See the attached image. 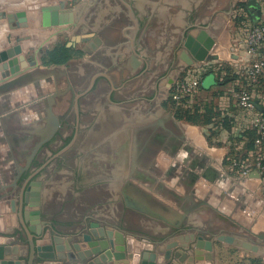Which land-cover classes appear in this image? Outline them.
I'll list each match as a JSON object with an SVG mask.
<instances>
[{
  "label": "crops",
  "instance_id": "1",
  "mask_svg": "<svg viewBox=\"0 0 264 264\" xmlns=\"http://www.w3.org/2000/svg\"><path fill=\"white\" fill-rule=\"evenodd\" d=\"M46 1L0 0V12L25 11L30 26L34 4L43 3L38 13L41 25L38 27L42 28L41 32L46 33L48 28L57 30L63 28L66 31L65 27L71 26L70 24L57 27L43 26L41 7L65 1V9H70L77 3L73 7H68L67 0H54L48 4ZM126 1L132 5L140 22L136 36L139 55L135 54L131 44H127L130 43L127 36L131 34L130 27L133 21L121 0L80 2L90 4L81 6V17L85 19L88 6L91 7L90 21H95L92 23L94 28L90 32L93 37L87 42L90 51H96L91 56L93 58L91 62L94 60L95 65H100L98 67L104 65L107 70H111V74L107 75L112 88L120 91L115 98L109 96V105L122 110L124 127L127 128L129 145L132 148L131 157L133 145L138 147L139 154L136 158L133 156L131 161L135 165L146 162V169L141 165L138 167L144 168L145 173L158 178V184L166 185L168 189H163L160 193V200L170 201L169 204L172 206L168 205L169 211L179 210L182 216L174 219H180L179 225L167 219L166 222L170 226L178 227L177 236L170 240L163 239L164 236L156 240L145 239L113 224L97 220L91 223L85 232H90L94 238H101L105 228L119 229L127 237L135 238V254L127 252L126 256H117L111 263L105 264H154L158 261V257L164 256L170 241L177 240L181 243L180 238L192 234L215 240L214 250L208 252L188 249L165 260V264H254L253 259H260L264 263V195L261 189H257L261 183V173L255 166L258 160L264 161V147L257 146L254 142L253 149L247 148L250 140L249 132L254 130L252 120L255 112L242 108L237 101V92H233L232 89L229 91L228 88L230 81L238 84L241 82L240 89L247 88L253 94L255 101L264 108V78L253 81L247 74V67L255 58H264V44L260 45L255 56L248 53L245 39L250 29L234 27V10L232 8L227 10L226 5L222 8L224 2L210 1L207 10L198 12L202 0ZM92 7H95V11ZM83 11L85 13L82 15ZM249 14L253 25L264 21V11L259 10L254 15L249 10ZM5 21L0 19V51L6 49L2 44L7 35L16 31ZM22 48L25 59H18L17 63H14V66L19 67L21 74H11L0 84L5 81L9 83L20 81L23 84L12 91L0 90V108L12 105L14 101L47 88L45 83L48 82L49 77L43 76L37 79L28 66L29 46ZM103 60L105 61L102 63ZM6 71L10 73L9 67ZM210 75L214 77L213 81H209L208 85L204 86L205 78ZM1 79L3 78L0 70ZM178 79L200 84V89L195 95L184 102H177L178 105L192 110L193 113L197 111L199 114H204L207 106L214 104L215 109L219 111L218 124H222L221 119L225 121L219 128L222 131L221 136L217 137L216 143L220 144L209 142L204 124L190 123L176 116L175 106L172 107L173 103L170 101V85ZM3 97L7 98L4 103ZM39 100L40 98L37 99ZM32 103L25 102L15 109L0 114V153L13 161L16 158L13 146L7 134L1 135L4 131L2 125L8 115L15 113L19 115L24 125H29L30 118H35L39 114L44 113L48 116L44 108L46 104L41 105V109L27 110ZM38 131L42 130L38 129ZM232 146L236 151L234 160L240 163L236 171L241 172L242 169L249 168L252 171L250 175L245 177L240 173L238 177H231L221 169ZM183 151L192 152L199 163L206 162L213 170V175L209 174L210 176L206 177L204 168L201 169L199 178L190 179L192 178L188 175L190 172L187 175L183 172L194 170L183 162L184 157L181 158ZM188 161L191 163L192 159ZM175 163L181 164V167L172 173L174 177L168 182L167 178L171 174L167 171ZM231 170L235 171L233 168ZM3 177L5 178L4 175ZM182 178L185 183L190 181V186L187 183L178 185ZM0 179H2L1 175ZM220 179L229 183L222 187L219 184ZM164 190L170 192L166 193ZM8 191L9 189H0V264L17 262L27 264L31 250L30 235L20 218L19 200L14 194L7 196ZM204 201L207 203L200 205ZM198 208L202 209L200 212H195ZM26 223L36 236L35 226L30 225L27 219ZM221 233L250 241L258 245L259 250L252 251L218 240L217 236ZM59 235L61 239H56L57 235H53L57 258L50 260L37 256L35 264H88L99 251L98 248H89L83 236ZM45 242L48 243L49 240L46 239ZM132 254L134 258L131 257ZM191 257H195V260H191Z\"/></svg>",
  "mask_w": 264,
  "mask_h": 264
},
{
  "label": "rangeland",
  "instance_id": "2",
  "mask_svg": "<svg viewBox=\"0 0 264 264\" xmlns=\"http://www.w3.org/2000/svg\"><path fill=\"white\" fill-rule=\"evenodd\" d=\"M50 1L54 0H47L46 3L48 4ZM82 1L84 0H67V6L73 7L74 4L80 3ZM210 1H219V3L224 2L223 5H220L222 8L226 5L227 10L229 8H232V10H234L233 25L235 23L234 27H240L241 29H250L253 26L248 10V4L251 1L257 3V7L252 10V13L254 15H256L259 10L260 12L264 11V0H202V4L199 5L198 12H201V10L204 9L207 10V4ZM42 4L43 3L34 4L33 11L31 12L32 19L28 28L16 27L15 24L10 25L8 23L9 27L11 29L13 27V30L16 31L7 35L2 45L4 48H6L4 50L11 51L17 54V57L13 59H19L20 57H23V59H25V55L22 54V51H24V49L22 50V47L29 46V51L27 54L29 70H33V73L37 77V79L42 78L43 76H48L50 80L53 79L57 81L55 84L49 82V84H47V88L53 84L58 86L56 91H50L49 97L53 99L54 96H50L51 93L56 94L52 107L56 103V105L54 106L55 110L63 113L65 110V108L63 107L65 105V102L63 100L59 102L58 94L61 93V89L63 90L66 88L67 81L70 78L76 79L75 76L77 75V73H81L85 66H88L90 68L92 66V68L95 69L96 67L100 66L95 65L94 60L93 62H91V60L93 59L91 56H93L96 51L91 52L87 44L83 42H76V44L74 43L71 45L68 44L71 41L73 35L90 33L89 31L94 28V25L92 23H95V21L93 22L90 20H84L82 23H80V25H71L65 27L66 31H64L63 28H61L60 30H57L55 28H48L46 29V33L43 34L40 30L42 29L40 27L41 25L39 24L40 19L38 20V13L40 12V5ZM86 8L84 9H86L87 15L90 16L91 7L87 6ZM5 22L8 21L6 20ZM38 25L40 26L38 27ZM39 30L40 33H38ZM62 45H65L69 48L67 51V60H65L64 63L60 64L50 62V58L48 55L49 50H54L55 47ZM99 53L100 52L98 51V54ZM31 60H36L37 63L33 66L29 65V62ZM104 61L105 60H103L102 63ZM90 78L91 76L89 77V80ZM213 79L214 77L212 75L206 77L204 80V86L208 85L209 81H213ZM230 82V84L228 85V88H230L229 91L233 90V92L238 93L240 87H242L240 85L241 82L240 84L233 81ZM22 84V82L14 84L11 90L17 89L18 86ZM86 88L87 87L84 85L79 87V92H84ZM105 94V92H101L99 96V94H96V92H94L89 96H85L81 99V104L85 106L82 107L84 110H86V104L88 105V101L91 98L94 101V109L92 111L93 114H86V112L84 116L81 114V116H83L81 122L84 126H87V128L83 127V131L80 134V139H78L74 144L72 142L68 150H66L65 153L59 157V159L57 158L53 162L50 161V164L39 168V170L35 172V177L30 183L29 189L26 190L24 212L26 219L29 221V224L34 225V228H36V239L41 238L45 234L47 229H50L52 231V235L68 234L72 236L77 235L79 237H82L87 227H89L91 223L95 222L96 220L113 224L118 228L125 229L129 233L139 235L145 239L148 238L151 240H156L161 239L164 236L165 238L163 239L170 240V238H173L178 234V231L176 230L178 229V227L170 226L167 223V219L169 221L179 222L178 220L180 219H174L181 218V212L179 210L171 209L169 211L168 207L172 206L171 204H169L170 201L166 199L165 201H167V203L160 200V193L163 191V189L168 188L165 184H158V178L143 171L146 162H142L140 164L138 163V165L136 164L135 166L131 167V161H129L127 166L129 167V169L131 167V169L135 172V176H129L127 182V186L131 189H115L113 187V189L109 188L107 179L105 177V172H100V168L96 166L97 163H101L102 168H105L107 159L106 155L108 153L106 151L107 145H103L104 147H98V143H100V141L102 140L103 142H105L106 134L113 133L115 134L114 138H116V132L118 128H121L122 125L119 121V126L114 127L113 132L112 130H109L107 132V130L104 128L103 124L105 120L103 109L105 108L106 102V97L104 96ZM6 99L7 98L3 97V103L6 102ZM170 101L172 102V100ZM110 107L108 109L111 110ZM211 108L215 113L211 115V121L208 124H205L204 128L206 135L212 138V142L215 144L216 142H218L217 137L221 136L222 131L219 128L225 121L224 119H221L222 124L219 125V111L215 109L214 104H211ZM56 114L58 115L57 112ZM75 115L76 114L73 112L70 117L71 121L73 122L76 118ZM18 116L19 115L15 113L6 117V120L9 123L7 125L12 130V133L16 140L19 139L18 137H25V134L20 132L26 131L25 126L19 128V126H21V122ZM38 116H40V114ZM68 131V134H63L66 135V138L64 137L66 139L65 142H63V140H61L60 138L59 140L51 142V146L54 147V150L52 152L58 151L70 141V139L72 138V132L70 130ZM89 135L90 138H93L88 142V144L85 143V145L83 144L79 147V145L84 142V137ZM24 142L22 143V146L23 148H26L27 142ZM16 143L18 144L17 148L19 149L21 143H19L18 140L16 141ZM112 144L113 146H110L114 151L113 169L116 170L117 168L120 169L119 164H116V162L118 161V159H120L119 153H121L122 151L120 144ZM80 148L82 149L81 158L77 155V152ZM48 149L49 146H44L40 150V154H46V150ZM69 149H71L72 151H70ZM130 150H132L131 147ZM67 151H70L69 153H71L69 157L65 156V154H67ZM229 154L230 152L228 153V155ZM228 155L226 156L228 160L226 161V163H223L221 165V169L224 170V172L228 176L238 177L241 172L239 170L236 171V169H238L240 163L239 161L234 160L235 156L229 157ZM131 158L132 157L130 155L129 159ZM42 159L43 158L36 162V167L41 164ZM140 165L144 166V168H139L138 166ZM231 168H233L235 171L231 170ZM85 170L87 172L86 174L85 172H83ZM119 173L117 174L120 175ZM260 173L262 179V172L260 171ZM169 176L170 177L167 178L168 182L172 181V177H174V175L171 174ZM182 181L183 178L181 179V182ZM181 182L179 181L178 185H184L187 183V185L190 186V181H186V183L184 181L182 183ZM261 184L262 183H260L257 189H261ZM19 190L20 189L14 192V189H11V191H13L12 193L14 194V196H17V198L19 196ZM164 191L166 193L170 192V190ZM156 192L158 194H155ZM33 195L35 198H33ZM128 198L130 200L135 199L138 203L145 206L147 210H142L130 206L127 203ZM201 209L202 208H198V210L196 209L195 212H200ZM36 211H38L39 214H33Z\"/></svg>",
  "mask_w": 264,
  "mask_h": 264
},
{
  "label": "flooded vegetation",
  "instance_id": "3",
  "mask_svg": "<svg viewBox=\"0 0 264 264\" xmlns=\"http://www.w3.org/2000/svg\"><path fill=\"white\" fill-rule=\"evenodd\" d=\"M122 4V3H121ZM123 5V4H122ZM123 7L126 8V6L123 5ZM95 7H92V9H94ZM95 11V9H94ZM85 12H82V15ZM95 14V12H93ZM89 21L90 20V16H88L86 14L85 19L83 17H81L80 19V23H82L83 21ZM91 32V31H89ZM85 34H91V33H85ZM93 36H91L90 40L92 39ZM90 40L87 41H81L85 44H87V42H89ZM76 44V43H75ZM128 45H130V43H127ZM124 46V44H122V47ZM131 46V45H130ZM137 52L138 49L136 48ZM111 74V70H107L106 67H96L95 68H91L88 66H85L84 69L82 70L81 73H77V75L75 76V78H70L67 83H66V88L65 89H61V93L58 94L57 96L59 97V102H61L62 100L65 102V105L63 106L65 108L64 112H58L57 110H55V105L49 108L52 112L56 111L58 113L57 115V120L58 122H56L55 129L52 131L51 130V126H52V122L50 120V114L47 113L48 116H46L44 113L40 114V116L37 117H32L30 118V124H23L21 123V126H19V128L24 127L26 128L25 132H20L25 134V137H18L19 139L18 142L21 143V146H19L20 148L18 149L17 147V143H16V138L14 137L12 130L8 127L7 124H9L7 122V120H5L4 124L2 125L4 128V131H2L1 135L3 134V136L5 134H7L8 136V140L11 141L12 146H13V150H14V154H15V161H13L11 158H7L6 155L1 154L0 153V160L2 161V163H0V175L1 178H3V175L5 176L4 181L2 179L1 180V184H0V189H9V191L7 192V196L13 195V191H11V189H14V192H16L18 189L19 190V196L21 194L22 189H25V195H26V190L29 189L30 183L33 181L34 177H35V172L37 170H39V168L43 167V166H47L48 164H50V161H55L57 158L59 159L60 156H62L66 150H68L70 144L73 142L76 143V141L78 139H80V134L83 131V127L87 128V126H84L82 124V119L83 116L86 114H93V99L91 98L88 101V105L86 104V110H84L82 107H85L81 104V99L85 96H89L90 94L96 92V94H99L101 92H105L106 94L104 95L106 97V102H105V108L103 109V114H104V128L107 130V132L109 130H112L113 132V128L116 126H119V121L121 125V128H118L117 132H116V138H114L113 133L110 134H106V140L105 142L100 141V143H98V147L103 146V145H107L106 147V151L108 152L106 157V164H105V168H102V164L101 163H95L97 167H99V171L100 172H105V177L107 179L109 188H115V189H131L130 187L127 186V182H128V178L129 176H135V172L131 169L132 166H135V163L132 162V158H130L131 155V150H130V145H129V137H128V131L127 128H125V123L123 122V114H122V110L119 108V110L110 107L109 105V96L110 97H116V95L118 93H120V91L118 89L114 90L112 88V84L110 81V78L108 77V75ZM91 76L90 80L89 77ZM49 82L51 83H56L57 81L53 80V79H49L47 83H45V85L49 84ZM51 85L50 87L46 88L47 90H51V91H56L58 86L57 85ZM86 86V90L84 92H79V87L81 86ZM43 91H45V89H43ZM38 92L34 93L37 94ZM34 94H32L30 97L34 96ZM54 95V98L56 97V94L51 93ZM46 95V94H45ZM44 95V97L47 98V96L49 97V94H47L46 96ZM51 96V95H50ZM27 97V98H30ZM103 98V97H101ZM43 99V97H42ZM40 101V100H39ZM46 102H48V100L44 101V102H40V104H38L37 106L30 104V106L27 107V110L29 109H35L38 106H41L43 104H46ZM98 102V101H97ZM120 104V102H118ZM47 104L44 106V108L46 109L45 112L47 111ZM97 106V105H96ZM111 108L108 109V108ZM54 112L52 113L53 115ZM75 113L76 118L75 121H71L70 117L72 113ZM81 112V113H80ZM81 114L83 116H81ZM40 117V118H39ZM113 118V119H112ZM102 120V119H101ZM103 120V121H104ZM108 120V121H107ZM36 121V122H34ZM21 122V121H20ZM36 123V124H35ZM42 123V124H41ZM55 123V122H53ZM38 126V127H37ZM93 126V125H92ZM10 129V130H9ZM42 130L41 132L38 131ZM70 130L72 132V138L70 139V141L65 144L62 148H60L58 151L56 152H52L54 150V147H52L51 142L59 140V138L61 140H63V142L66 141V135L63 134H68ZM11 132V133H10ZM91 134V133H90ZM2 136V137H3ZM6 136V135H5ZM16 136V135H15ZM65 137V138H64ZM93 138V137H92ZM89 136H85L84 137V142L81 143L79 145L82 146L83 144L85 145V143L88 144V142L92 139ZM65 139V140H64ZM15 140V142H14ZM27 142V146L26 148H23L22 143L23 142ZM117 141V142H116ZM1 142V139H0ZM24 142V143H25ZM16 143V146H15ZM112 143H116V145L121 146V153H119L120 159H118V161L116 162V164H119L120 169H113L114 165H113V157H114V151L113 148H111L110 145L113 146ZM1 146V144H0ZM44 146H49V149L46 150V154H40V150L44 147ZM104 147V146H103ZM70 151H72L71 149H69ZM103 150V148H102ZM70 151H67V154H65V156L69 157V155L71 153H69ZM82 149L80 148L77 152L78 157H82ZM19 153V154H18ZM18 154V155H17ZM139 154V150L137 145H134V149H133V156L136 158ZM43 156V157H42ZM46 156V157H45ZM132 156V157H133ZM41 158H43L41 161V164L38 165V167H36V162H38ZM8 160V161H7ZM66 160V159H65ZM24 161V163H23ZM129 161H131V167L129 169V167L127 166ZM125 165V167H124ZM38 168V169H36ZM88 171V170H87ZM90 171V170H89ZM85 172V174L87 173L86 170L83 171ZM120 172V173H119ZM116 173V174H115ZM117 173H119L120 175H118ZM132 174V175H131ZM2 186V187H1ZM112 188V189H113ZM137 189V188H136ZM18 196V200L20 199V197ZM20 204V201H19Z\"/></svg>",
  "mask_w": 264,
  "mask_h": 264
},
{
  "label": "water",
  "instance_id": "4",
  "mask_svg": "<svg viewBox=\"0 0 264 264\" xmlns=\"http://www.w3.org/2000/svg\"><path fill=\"white\" fill-rule=\"evenodd\" d=\"M121 2L126 6L129 12V16L131 17L133 21V25L130 27L131 34L127 37L129 38L131 47L136 55H139L136 50V36L140 28V22L137 18L135 11L133 10L132 5L127 2L126 0H121ZM84 4L90 5L88 2L83 3H77L74 8H68L65 9L66 3L65 1H61L57 4H50L45 5L41 7V21L42 25L45 27H56L61 25H80V19H81V6ZM255 7H257V3L251 1L248 4V9L252 11ZM0 19H6L8 23L13 25L15 23L17 27H27L29 26V22L27 19V13L25 11H18L16 13H7L6 11L0 12ZM92 34H76L73 35L71 38V41L68 43L69 45L74 44L76 42L81 41H87L90 40ZM14 52L9 53L7 50L0 51V64L4 63L3 65H0L1 75L3 77H8L11 74H16L17 72H20V69L18 66H14V63L17 62V59H11L12 56H14ZM20 59H23V57H20ZM37 63L36 60H31L29 62V65H35ZM7 67H10V73L7 72ZM19 74V73H18ZM6 82L0 85V90H9L13 87L15 83L12 81ZM17 83H20V81H17ZM12 91V90H11ZM51 90L45 89V91L41 90L37 94H34V96L30 98H23L19 99L17 101H14L12 105H8L5 107L0 108V114L10 111L12 109H15L16 107H19L23 105L25 102H29L32 100H35L36 98L43 97L46 93L50 92ZM48 100L46 97L43 99H40V101L34 102L32 105L37 106L40 104V102H44ZM256 107L264 112V108L259 104L258 101H255ZM30 106V105H29ZM188 150V149H187ZM181 158H183V162H185L191 169L194 171H184L183 173L188 174L192 178L190 179H197L200 177V171L201 169H206L205 176L209 177L213 172L211 167L209 168L206 162L199 163V160L194 158V155H192V152L188 151L181 152ZM187 159V160H186ZM189 159H192V162L189 163ZM181 167V164H173L167 171L169 174H172L174 171H177L178 168ZM202 172V171H201ZM210 174V175H209ZM219 184L224 187L225 184H228L229 182L220 179ZM25 189H22L20 194V206H19V213L21 221L25 227V229L29 232L30 239H31V250H30V256L27 264H35L37 256L42 257L44 259H56L58 256V253L56 252L55 244H54V237L50 230H47L45 234L41 238L35 239L33 233L29 230V226L26 223V216L24 212V201H25ZM14 201V200H13ZM127 203L135 208L147 210L145 206L138 203L137 201L130 200L128 198ZM207 202L204 201L200 205H204ZM201 207V206H200ZM33 214H39L38 211H36ZM176 225H179V222L175 223ZM60 235L56 236V239H61L59 237ZM48 239L51 241L50 245H46L44 242ZM135 238L134 237H127L126 234L119 229H108L105 228V231L103 230L101 238H94L93 235L90 232H86L83 234V240L87 242V245L89 248H98L99 251L95 256L90 259L88 264H105V263H111L114 258L117 256L124 257L126 256V253H134L135 254ZM181 243H179L177 240L170 241V243L166 246V252L164 256L158 257V261L154 264H165V260H169L172 258L173 255H178L180 253H184L186 250L190 249H197V250H205L208 252H211L214 250V241L206 239L203 235L196 236L195 234H192L190 236H187L185 238H180ZM218 240L225 241L227 243L237 245L240 247H243L245 249H250L252 251L259 250V246L256 244H253L250 241H245L240 238H237L235 235L221 233L217 236ZM176 249V250H175ZM134 254H132L131 257L134 258ZM191 260H195V257H191ZM197 260H200V258H196ZM16 264H20L17 262ZM152 264V263H151ZM193 264V263H190Z\"/></svg>",
  "mask_w": 264,
  "mask_h": 264
},
{
  "label": "built area",
  "instance_id": "5",
  "mask_svg": "<svg viewBox=\"0 0 264 264\" xmlns=\"http://www.w3.org/2000/svg\"><path fill=\"white\" fill-rule=\"evenodd\" d=\"M262 44H264V21L253 25L245 39L247 51L253 56L257 54L258 48ZM247 74L253 81L264 78V58H255L247 67ZM199 89L200 84L198 82L178 79L170 85V97L177 102H184L195 95ZM237 101L242 108L255 112L252 120L253 129L256 131L255 143L257 146L264 147V112L256 107L254 96L247 88H241L238 91ZM255 166L262 172L261 193L264 195V161L258 160ZM251 172L249 168L241 170L242 176L245 177Z\"/></svg>",
  "mask_w": 264,
  "mask_h": 264
},
{
  "label": "trees",
  "instance_id": "6",
  "mask_svg": "<svg viewBox=\"0 0 264 264\" xmlns=\"http://www.w3.org/2000/svg\"><path fill=\"white\" fill-rule=\"evenodd\" d=\"M68 47H66L65 45L62 46H57L54 48V50H49L48 55L50 58V62L52 63H64L65 60H67V51H68ZM229 80H231V78H229ZM170 99L172 100V107H174L175 109V114L179 119H183L186 120L187 122L190 123H196V124H208L211 121V115H213V111L211 106H207V111L204 114H199V112H192V110L186 109L184 108L182 105H178L177 101H175L174 99H172V97H170ZM249 143L247 145V148L249 149H253L254 147V142H255V138H256V131H250L249 132ZM209 142L212 144V139L210 140L209 137ZM220 144V143H217ZM235 148L234 146L231 147L230 150V154L228 155L229 157H233L235 155ZM238 155V153H237ZM228 159L226 158L224 163H226ZM253 263L254 264H264L260 259H253Z\"/></svg>",
  "mask_w": 264,
  "mask_h": 264
},
{
  "label": "bare ground",
  "instance_id": "7",
  "mask_svg": "<svg viewBox=\"0 0 264 264\" xmlns=\"http://www.w3.org/2000/svg\"><path fill=\"white\" fill-rule=\"evenodd\" d=\"M28 27V26H27ZM27 27H23V28H27ZM57 27V26H56ZM22 28V27H21ZM12 29H13V27H12ZM23 49V48H22ZM9 53H11V51H9ZM15 54V56H12V58L11 59H13V58H15L16 56H17V54L16 53H14ZM20 59V58H19ZM18 60V59H17ZM17 73H19V74H17ZM16 74L17 75H20L21 74V72H17ZM14 75V74H13ZM9 77V76H8ZM1 78H3V79H1L0 80V82H2V81H4V80H6L7 79V77H3L2 75H1ZM34 87H37V86H34ZM37 92H39V91H37ZM36 93V92H35ZM47 94H50V92H48V93H46V95ZM51 96H54L53 94H51ZM30 97V96H29ZM44 97V96H43ZM37 99L38 98H36L35 100H32V101H29V102H37ZM40 99H41V97H40ZM47 99H48V102H46V104H47V113L48 114H50V120H51V122H52V126H51V130L53 131L54 129H55V124H56V122H58V120H57V116L56 115H53L52 114V112H51V110L49 109L50 107H51V105L54 103V97H53V99L51 98V97H47ZM38 109H41V106H38L37 107ZM53 122H55V123H53ZM211 174H213V172L211 173ZM179 175H181L180 173H179ZM184 174H182V176H183ZM187 175V174H186ZM181 177V176H180ZM5 178L3 177L2 178V180H4ZM192 181V180H191ZM0 184H1V182H0ZM4 197H2V199H3ZM0 199H1V197H0ZM131 200H135V199H131ZM136 201V200H135ZM45 244L46 245H50L51 244V241H49L48 243H46L45 242Z\"/></svg>",
  "mask_w": 264,
  "mask_h": 264
}]
</instances>
